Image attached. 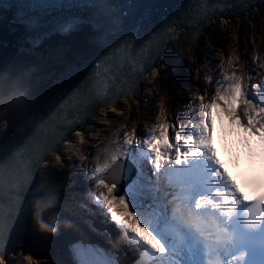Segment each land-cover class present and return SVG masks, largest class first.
I'll return each mask as SVG.
<instances>
[{
	"label": "water",
	"instance_id": "1",
	"mask_svg": "<svg viewBox=\"0 0 264 264\" xmlns=\"http://www.w3.org/2000/svg\"><path fill=\"white\" fill-rule=\"evenodd\" d=\"M0 5L5 10L0 71L17 50L30 52L44 35L86 22L98 30L99 46L88 61L62 69L57 85L22 107L0 139V239L10 238V256L38 227L34 204L47 195V158L85 130L99 110L132 94L160 65L174 33L184 30L191 39L208 22L241 18L264 0H97L94 6L85 0H0Z\"/></svg>",
	"mask_w": 264,
	"mask_h": 264
},
{
	"label": "snow or ice",
	"instance_id": "2",
	"mask_svg": "<svg viewBox=\"0 0 264 264\" xmlns=\"http://www.w3.org/2000/svg\"><path fill=\"white\" fill-rule=\"evenodd\" d=\"M85 2L94 6L97 0H85ZM228 63L231 65V60ZM225 80L226 86L221 84L214 96L208 98L207 102L204 96L197 97L200 103L193 109L195 115L191 122V134H186L183 127L173 132L174 125L167 121L166 110H164L160 112L157 122L146 139H134L135 134L129 133L123 138V144L128 148L134 144L146 145L152 171L157 176L166 168L183 166L193 160L206 158L213 161L216 167L215 176L225 180L230 190L215 192L216 197L224 198L223 203L200 196L195 202V208L202 209L207 203L212 208L220 210L222 214L230 216L235 211L234 207L229 206L230 203H238L240 200L245 201L249 198L241 191V184L237 178L225 169L224 163L217 155V149L213 144L215 117L226 118L227 123L240 137L241 143L237 146V150L242 151L247 178L253 185L259 183L264 188V97H260V85H257L256 95L260 99L252 98L249 90L244 86V77L237 75L234 68L232 74ZM115 110V108L112 109V111ZM120 156L130 158L127 151L120 152L119 156L113 154L110 157L111 162L105 159L96 171L106 172ZM138 179L139 176L128 185L125 191L120 192L116 182L99 178L96 187L106 189V191L100 190L95 196V201L104 207L110 220L118 226L121 233L137 251L136 264H141L140 254L144 252L155 255L160 260V264H164L163 257L176 254V249L166 243V235L157 226L154 205L137 203L134 198ZM228 197L232 198L231 201ZM248 213L249 222L252 225L264 222V192L248 209ZM9 242L10 238L0 239V264H6L8 260L6 253ZM86 252L87 254L91 252L96 259L89 260L87 256H82L81 264H118L116 258H109L100 250L89 248ZM169 264H177V262L169 261Z\"/></svg>",
	"mask_w": 264,
	"mask_h": 264
},
{
	"label": "bare ground",
	"instance_id": "3",
	"mask_svg": "<svg viewBox=\"0 0 264 264\" xmlns=\"http://www.w3.org/2000/svg\"><path fill=\"white\" fill-rule=\"evenodd\" d=\"M169 51H170V47H167V52ZM157 70L158 69L156 68L151 73ZM148 77H151V75ZM148 80L149 79L147 78L146 82H148ZM136 89L131 94L132 96L134 95ZM123 101L124 100L121 99L119 105L123 104ZM112 109L113 108L111 107V110ZM103 110L104 109L98 112L96 117L93 119L91 125H94L96 124V122H98L97 118L99 115H102ZM91 125L86 129V131L90 130ZM75 138L76 136L65 145L62 153L60 152L55 153L52 157L47 158V162L46 163L44 162L45 165H43L44 166L43 174L48 178L47 179L48 182L51 181L49 187L54 186L52 189H49L50 193L45 197L55 195L56 205L54 208L48 209L43 213L42 220L43 222L49 224L50 226L55 227L56 231L55 232L41 231L39 227H37L32 233H30L28 236L23 238L21 246L16 247L12 252V255L14 254V258H15L12 259L13 264H31L32 262L31 260H35V257H37V252H41L42 250L45 251L47 254L51 249V247H55L56 251L59 252L62 256L64 254L63 258L68 263L81 264V260L83 258L82 256H87L89 260L96 259V257L91 252L87 254L86 252L87 249L91 248L100 251H102L103 249L102 247L99 246L100 243H97L96 241L91 239L87 234H82L81 233L82 231L78 232L77 229H79L81 225L73 218H70L69 214L63 213V211H61L62 206L64 205L63 197L61 195L64 191V185L61 182H59L60 180L58 181V183L56 181L60 179L61 172H59V169L58 167L56 168L55 164L57 163V159L59 157L63 155L67 156V152L72 150L70 146L73 145ZM155 221L157 223V226L159 227V223L156 218ZM96 240L100 241L98 238ZM10 261L11 260L8 259L6 262L10 263Z\"/></svg>",
	"mask_w": 264,
	"mask_h": 264
},
{
	"label": "rangeland",
	"instance_id": "4",
	"mask_svg": "<svg viewBox=\"0 0 264 264\" xmlns=\"http://www.w3.org/2000/svg\"><path fill=\"white\" fill-rule=\"evenodd\" d=\"M263 8L264 7L262 6L255 11L247 12L245 14V16H243L241 18H235L232 20L227 19V21H225L224 18L221 17V18L217 19L216 21L213 20L212 22H208V24L212 23V25H215V29L217 30L218 35H220V36L222 35L221 38H222V41L224 43H219V44L223 45L222 50L224 51L223 53L225 54L226 59L230 58L232 60L233 59L232 53L238 54L239 57H240V55L245 54L246 59H253L254 58L253 48L254 49L257 48L256 49V56L260 55L257 52L258 44L260 46L259 51L264 52V15L260 14V11ZM241 29H242V32L240 31ZM245 32H247V36L245 37V39L242 38V36H241V38H240L241 42L236 43L235 41L238 40V34L243 35ZM250 32H252V34H257V35H253V39H252L253 43H251L250 41L247 42L248 40H250V38H249ZM199 35L200 34L195 35L194 37H197ZM64 41H68V40L65 39ZM88 44H92V43H88ZM210 48H213V47H210ZM207 49H209V47H207ZM215 49H217L218 53H220V49H218V48H215ZM188 51H190V47L188 48ZM192 52H193V50L191 49V53ZM227 52H231V54L228 56ZM208 56L211 58H215L217 55H216V53L214 55L213 53H211L208 50V52H205V57H208ZM220 57H221V55H220ZM217 63L218 62H216V60L213 61V64L216 65ZM239 64H240V62L237 64V66ZM247 64H249V63H247ZM256 67L260 68L259 66H256ZM206 70L208 72L209 78L215 77V74L219 75V73H218L219 70L217 68H215L214 66L207 67ZM259 70H261V69H257V68L254 69V71L252 73L251 80L258 79L257 77L260 76V73H257V72ZM161 94L163 97L166 96L165 92H161ZM137 99L138 100H135L133 98L131 101H129V99L124 100L125 102L123 101V105H121L118 108H115L116 110L113 112H108L106 110H103L102 115H99L97 118L98 119L97 123L98 124L107 123V125L110 124L111 127L114 126L112 128V130H114L117 126H120V125L124 126V123L126 121H134V120H132L133 119V113H136L141 105L147 106L149 104V103L147 104V102L145 101V98H143L144 100H141V96H139V98L137 97ZM139 100H141V101H139ZM110 107H112V106H110ZM191 107H193V106H191ZM108 110L110 111L111 108H108ZM5 112H6V110L3 108V106H0V115L5 113ZM1 122L6 123V124L9 123L8 120H5V121L3 120ZM115 123H116V125H115ZM96 124L91 125V128H90L91 132L89 130V131H87L88 132L87 133V132H83V130H82L81 131L82 133L80 132L81 134L79 133L78 135H76V138L74 141V145L76 147H80V146L86 144L88 142L87 141L88 137L94 136ZM75 152L76 151L74 150L71 153L75 154ZM71 157H72V154L70 155L69 158H71ZM65 162H66L65 159H62V157H59L57 159V163L55 164L56 168L58 167V169H59V167H61V168L66 167L67 163L65 164ZM64 170L65 169H63V171ZM45 253L46 252L42 251V250H41V252H37V257H35V260H31L32 261L31 264H54V257L53 256L47 257V254L45 255ZM59 261L60 260L57 259L56 263L59 264Z\"/></svg>",
	"mask_w": 264,
	"mask_h": 264
},
{
	"label": "trees",
	"instance_id": "5",
	"mask_svg": "<svg viewBox=\"0 0 264 264\" xmlns=\"http://www.w3.org/2000/svg\"><path fill=\"white\" fill-rule=\"evenodd\" d=\"M260 14L264 15V8L260 11ZM242 32V29L240 30ZM219 35L217 34V30L215 29V25H210L206 31H204L200 36L194 37L192 40H190V44L196 43V46H200L202 41L205 38H208L209 41H211L212 44H216V40L218 39ZM184 40V39H183ZM185 40L182 44H185ZM195 49V48H194ZM174 72L171 69V67H167L164 73H162L159 77V83L163 84L167 79H175Z\"/></svg>",
	"mask_w": 264,
	"mask_h": 264
},
{
	"label": "clouds",
	"instance_id": "6",
	"mask_svg": "<svg viewBox=\"0 0 264 264\" xmlns=\"http://www.w3.org/2000/svg\"><path fill=\"white\" fill-rule=\"evenodd\" d=\"M56 205L55 195H51L45 198L37 199L34 204L35 208V220L41 231L55 232L56 228L50 226L49 224L43 222L42 214L48 209L54 208Z\"/></svg>",
	"mask_w": 264,
	"mask_h": 264
}]
</instances>
